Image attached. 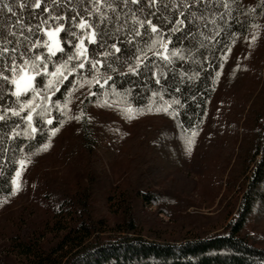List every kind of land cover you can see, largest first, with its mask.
<instances>
[{
  "label": "trees",
  "instance_id": "16d2710c",
  "mask_svg": "<svg viewBox=\"0 0 264 264\" xmlns=\"http://www.w3.org/2000/svg\"><path fill=\"white\" fill-rule=\"evenodd\" d=\"M34 3L0 0V73L11 77L13 59L19 67L36 55L47 57L43 43L37 48L31 45L46 39L40 27L63 23L64 52L39 62L53 71L74 50L70 33L82 34L74 26L81 17L94 25L97 35L94 44L85 40L89 60H100L102 65L94 72L91 63L85 62L83 70L69 74L56 86L59 90L53 91L45 105L48 115L42 118L39 108L33 113L36 133L24 119L28 109L19 107L33 94L29 91L18 99L12 95L10 79L0 78V212L13 197L12 180L20 162L28 168L33 165L45 149L42 146L51 142L53 127L59 130L76 124L78 139L91 149L101 140L103 145L108 141L109 146L115 145L129 134L118 122H99L94 106L111 110L127 122L137 121L141 114L159 113L171 122L167 136L189 145L206 127L211 103L222 85L237 82L251 62L264 63V0H155L154 4L151 0L137 4L131 0H41L40 8H34ZM49 14L63 19H50ZM145 20L157 26V33L138 23ZM134 30L141 35L136 36ZM153 40L158 42L153 44ZM160 40L167 44L165 54L170 62L156 55L162 51ZM136 57L141 63L135 73L129 72V65L137 64ZM94 75L99 83H88ZM107 77L111 79L105 83ZM47 79L43 74L36 76L35 86L43 88ZM45 95L41 92L34 103H44L41 97ZM13 109L20 114L12 115ZM48 117L52 125L45 123ZM254 134L252 158H260L253 161L237 218L222 233L176 242L149 239L139 229V204L134 199L163 203L160 193L139 190L136 195L121 192L116 199L108 196L105 200L113 217H107L97 210L94 191L88 188L79 196H49L52 219L35 229L32 237L20 235L1 242L0 264H264V248L243 234L251 217L260 215L263 211L258 208L264 207V118Z\"/></svg>",
  "mask_w": 264,
  "mask_h": 264
},
{
  "label": "rangeland",
  "instance_id": "374dc122",
  "mask_svg": "<svg viewBox=\"0 0 264 264\" xmlns=\"http://www.w3.org/2000/svg\"><path fill=\"white\" fill-rule=\"evenodd\" d=\"M222 86L206 127L189 145L167 136L171 122L159 113L127 122L94 106L99 122H118L129 133L110 146L101 140L85 148L76 124L59 129L30 168L25 162L18 168L17 190L0 212V243L20 235L32 237L50 221L49 196H79L88 188L94 191L97 210L107 217H113L108 196L116 199L121 192L136 195L139 190L160 193L163 203L134 199L139 229L149 239L176 242L222 233L237 218L253 161L260 158H252V146L264 118V63L251 62L237 82ZM258 210L264 212V207ZM263 212L254 214L243 232L262 248Z\"/></svg>",
  "mask_w": 264,
  "mask_h": 264
},
{
  "label": "snow or ice",
  "instance_id": "6c2138e0",
  "mask_svg": "<svg viewBox=\"0 0 264 264\" xmlns=\"http://www.w3.org/2000/svg\"><path fill=\"white\" fill-rule=\"evenodd\" d=\"M99 0H97V3ZM128 0H125V3H127ZM139 0H131L132 4H137ZM151 3L154 4L155 0H151ZM7 7V5H5ZM23 7V5H21ZM34 8H40L41 7V0H35V3L33 4ZM93 7L96 9L97 12L100 11V9L97 7V4L94 3ZM109 8L112 7L111 4L108 5ZM9 11H11V8H9ZM45 12H48L47 8H44ZM92 13L89 12V15ZM50 19L55 20H62V17H52L51 14H49ZM133 19L136 20V17L133 16ZM138 23L141 24L143 27L145 24L148 28L151 29V32L153 34L157 33L158 29L155 24L152 23L151 20H145V21H138ZM179 23H183V21H180ZM44 25L48 24V21H43ZM76 28L82 30L81 35H77L75 32H71L70 35L74 37L73 42V51L70 55L67 56L66 59H64L62 62L56 63L54 65V70L49 71V67L47 63H39L45 60L50 59L51 57H54L57 55V53H63L64 47L62 46V37L61 33L65 31V27L63 23L56 24L51 27H40L39 31L43 34V37H46V39H37L36 43L32 44V48H37L41 43H43V47L47 50L48 56L42 57L41 55H36L34 60H28L25 59L23 61V64H21L19 67L16 66V61L13 59L12 61V67L10 69L12 75L9 78V76L4 75L3 73H0V78H3L5 81H9L14 86V90L12 92V95L16 96L18 99L23 93H27L31 91L32 99L25 100L23 102H20L19 107L20 110L28 109L27 115L24 117V119L28 122V127L30 128L32 133L37 132V128L33 126V113L37 112V108L40 109V112L38 113L41 115V117H45L48 115L49 108L46 107L48 103H50V97L53 91H58L59 89L56 87L57 85L61 84L64 80L68 79V75L71 73H77L78 70H83L85 68V62H90L91 67L93 71H98V65H102V61L91 59L89 60V53L88 48L85 45V40L88 41L90 44H94L97 42V35L94 28V25H92L88 20L81 17L79 19V22L74 25ZM134 33L136 36H140L141 32L138 30H134ZM158 41L153 40V44H156ZM160 49L162 51H157L156 55H159L164 59L165 61H169V56L165 54L167 50V44L163 41H159ZM111 48L114 49L116 52H120V48L117 47L116 44H112ZM7 51V49H5ZM173 55L176 54L175 51L172 53ZM103 55L107 56L108 53H104ZM76 61L75 64H72L73 61ZM137 64L135 66L129 65V72L135 73L137 71V68L139 67L141 60L139 57H136ZM170 62V61H169ZM111 67V65H109ZM43 74L46 76L47 82L44 84L43 88H37L35 86V77L38 75ZM155 75V73H154ZM111 77H107L105 79V83H107L108 80H110ZM99 83V80L94 75L91 81H88V83ZM157 83H159V80H157ZM44 92L47 93V95L42 96L41 99L44 101V103L40 105H36L34 103L37 96H40V93ZM89 94H92L91 92ZM67 106L66 103L64 105ZM57 107H60V105L57 103ZM165 111L167 109H164ZM20 113L16 111L15 109L12 110V115L18 116ZM79 117H77L78 119ZM0 119H3L2 116H0ZM45 123L48 125L53 124V120L51 117H48L45 120ZM58 131L57 128L53 127L51 129V135H55V133ZM43 148H47L48 145L45 144L42 146ZM21 164L24 162L21 161ZM16 176H20V170H17ZM13 184V193L17 190V179L13 178L12 180Z\"/></svg>",
  "mask_w": 264,
  "mask_h": 264
}]
</instances>
